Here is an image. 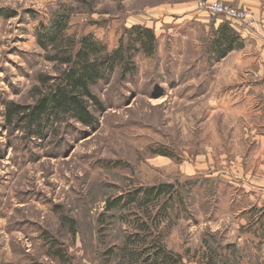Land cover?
Instances as JSON below:
<instances>
[{
	"label": "rangeland",
	"instance_id": "obj_1",
	"mask_svg": "<svg viewBox=\"0 0 264 264\" xmlns=\"http://www.w3.org/2000/svg\"><path fill=\"white\" fill-rule=\"evenodd\" d=\"M199 1L0 0V264H142L144 245L122 248L144 225L183 264H264V94L219 57L227 21ZM83 45L100 71L98 104L82 98L93 123L29 124ZM11 104L27 108L10 121ZM160 183L170 198L105 209Z\"/></svg>",
	"mask_w": 264,
	"mask_h": 264
},
{
	"label": "trees",
	"instance_id": "obj_2",
	"mask_svg": "<svg viewBox=\"0 0 264 264\" xmlns=\"http://www.w3.org/2000/svg\"><path fill=\"white\" fill-rule=\"evenodd\" d=\"M134 29L138 30L136 39L140 45L144 49L145 46H147L145 51H153L155 42L153 31L150 28L141 26H136ZM216 36L217 38L212 41V46L218 51L219 57L226 55V53L232 49L240 48L242 46V42L237 39L236 35H234L231 30L228 29L227 24L222 25L218 29ZM88 47L89 46L83 45L73 54L72 57L74 59H63L64 62H68L70 65L68 70L63 74L61 84L57 85L53 91H50L48 94L39 98L33 108H31L28 113H25L29 124H35L39 127L42 121L48 123L50 117L59 112L71 114V116L76 118L77 121H80L85 125L93 123L94 118L82 98L87 96L89 99L93 100V102L98 104L96 98L90 93L89 87L100 78V71L95 64V61L88 60V54H90ZM119 54V51H115V54L112 56L108 55L110 60L112 59L110 68L113 66V61H115L117 57H120ZM26 108L27 107L25 106L11 104L7 107V120L12 119V117H15L17 114L20 115ZM173 193V186L165 183L139 187L128 194L125 200H123V196H118L113 200L108 199L105 202V209L109 210L113 207L125 206L126 204H130L140 199H143V202L148 204L152 202V200L160 198L161 195H167L170 198ZM124 201L125 203L122 205V202ZM139 224L141 227L144 225L143 222ZM143 230L145 231L144 234L137 233L136 235L128 237L129 240L125 245H129L122 248L123 252L127 251V254L131 258L138 255L143 256V252H149L143 258L142 264H183L179 257H174L171 253L166 251L163 245H160L158 241H153L154 245L152 244V248L147 244L145 245L148 238L147 235L149 234V228L144 225ZM133 237H136V239L133 240ZM135 244L144 245V251L137 253L138 251ZM54 254L57 255L59 252L56 251Z\"/></svg>",
	"mask_w": 264,
	"mask_h": 264
},
{
	"label": "crops",
	"instance_id": "obj_3",
	"mask_svg": "<svg viewBox=\"0 0 264 264\" xmlns=\"http://www.w3.org/2000/svg\"><path fill=\"white\" fill-rule=\"evenodd\" d=\"M224 1L248 8L254 14L255 25L250 29L236 21L226 20L228 29L242 42L240 48L230 50L228 55L235 57L239 68L243 67V74L249 80L247 84L244 83V90L259 88L258 92L264 94V0ZM259 141L263 142L264 136H261Z\"/></svg>",
	"mask_w": 264,
	"mask_h": 264
},
{
	"label": "built area",
	"instance_id": "obj_4",
	"mask_svg": "<svg viewBox=\"0 0 264 264\" xmlns=\"http://www.w3.org/2000/svg\"><path fill=\"white\" fill-rule=\"evenodd\" d=\"M197 7L198 9L204 10L211 15L221 16L228 21H236L249 29L253 28L255 25V18L248 11V9L239 6H233L224 1L200 0Z\"/></svg>",
	"mask_w": 264,
	"mask_h": 264
}]
</instances>
